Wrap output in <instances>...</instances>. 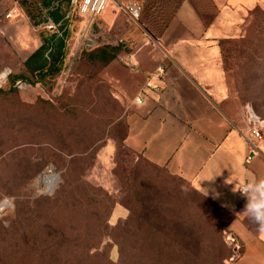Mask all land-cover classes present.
<instances>
[{"label": "rangeland", "instance_id": "374dc122", "mask_svg": "<svg viewBox=\"0 0 264 264\" xmlns=\"http://www.w3.org/2000/svg\"><path fill=\"white\" fill-rule=\"evenodd\" d=\"M248 26L244 48L233 57L232 76L242 103L264 120V9L254 12ZM79 31L63 33L68 55L61 74L39 83L28 75L31 83L21 82L23 89H11L9 77L25 72L38 34L0 32V264H33L35 253L47 252L41 243L59 246L62 256H72L76 252L72 246L83 236L86 224L95 228H89V237L100 234L102 248L109 247L110 260L117 262L119 248L108 234L102 235L92 210L84 215L79 208L89 209L88 200H95L102 190L116 202L109 212V226L126 220L129 211L120 203L121 178L127 172L128 180L131 170L137 175L135 182L127 181L133 188L130 196L141 190L142 198L168 224L191 205L192 220L204 232L209 252L211 240L223 241L227 264L234 256L226 239L229 217L127 149V97L115 95L116 77L125 73L127 49L119 50L123 60L117 69L89 59L83 52L95 50L90 48L79 51L71 64ZM6 73V79L1 78ZM75 159L72 186L55 201L67 166ZM175 187L181 197L170 194Z\"/></svg>", "mask_w": 264, "mask_h": 264}, {"label": "crops", "instance_id": "0c3cea01", "mask_svg": "<svg viewBox=\"0 0 264 264\" xmlns=\"http://www.w3.org/2000/svg\"><path fill=\"white\" fill-rule=\"evenodd\" d=\"M72 1L0 0V32L38 34L31 57L47 25L83 28L67 20ZM121 1L142 5L140 21L112 1L92 30L97 49H127L115 92L127 97V149L229 217L226 239L234 256L227 264H264V233L236 215L247 199L233 191L264 177V140L252 154L244 138L248 107L232 76L233 57L264 0ZM12 10L17 14L4 19ZM121 56L109 67L119 68Z\"/></svg>", "mask_w": 264, "mask_h": 264}, {"label": "trees", "instance_id": "16d2710c", "mask_svg": "<svg viewBox=\"0 0 264 264\" xmlns=\"http://www.w3.org/2000/svg\"><path fill=\"white\" fill-rule=\"evenodd\" d=\"M66 36L67 34L59 36L56 33L47 31L41 32L40 38L42 46L25 62V72L23 74L18 76L10 75L11 77H9V80L11 89H13V87L16 88L18 82H24L29 85L31 81L27 78L28 75L34 79L33 83L42 82L48 76H59L66 65L68 55ZM83 53L87 54L88 58L91 60L97 59L105 65H108L117 58L119 50L99 48L95 49L90 54L87 52ZM75 161L76 159L69 162L67 172L63 175V184L56 194L55 201H58L72 186L70 175L72 172V165ZM136 175L137 171L131 170L128 180L127 172L121 178L123 182V199L120 203L129 211V215L126 220L120 221L116 226L110 227L108 224L109 212L116 202L115 200L113 201L112 196L107 192L98 190V195L95 200H88L91 205L89 209H83V207L79 208V211L84 215H87L86 212L92 210V214L95 218L94 221L99 227H102V235L108 234L106 236L113 240L114 245L119 248V259L117 262L110 260L109 247L102 248L103 237H101L100 234L97 235L96 232L94 236L89 237L92 234L89 230L95 228L86 224L83 236L80 235V239L72 246L76 249V252L73 253L72 256V253H69L66 257L62 256L59 246L47 245L44 247L46 244L41 243L40 246L45 248L47 252L42 255L35 253L32 257V263L225 264L227 257L224 253L225 245L223 241L217 242L211 240L210 248H212V252H209L207 246L208 242L204 237V232L200 227L196 228V222L194 223L192 220L191 205H186L181 210L176 221L168 224L163 222V214L145 201V198H142L141 190L133 192V196H130L133 188H129L128 182H133L131 179H134L135 182ZM175 179L181 184L186 185L189 193L192 192L184 181L179 178ZM170 194L176 195L177 197L182 196L177 187H175L173 191H170ZM78 196L79 195L76 196L77 199H79ZM51 230L53 231V229ZM36 242L37 241H35V245ZM191 246L193 250L190 249ZM61 248L65 249L66 247L61 246Z\"/></svg>", "mask_w": 264, "mask_h": 264}, {"label": "built area", "instance_id": "2783aa9c", "mask_svg": "<svg viewBox=\"0 0 264 264\" xmlns=\"http://www.w3.org/2000/svg\"><path fill=\"white\" fill-rule=\"evenodd\" d=\"M112 1H115L120 9L126 11L136 23L140 21L141 13H142V5L138 2H131L128 4L127 3L124 4L121 0H73L72 1L73 10L68 14L67 20H69V22H71V24L73 25L76 23H81L76 20L80 18L83 22V28L81 29V31H79L81 36L76 43L75 48L77 49V52L74 56H71L69 58V61L71 60V64L73 63L79 51L83 49L87 50V48L88 49L90 48L91 50L97 48L98 46L97 39L95 34L93 33L92 25L97 18H99L101 15L104 14L108 5ZM16 12L17 11L14 10L13 12L6 15L5 18L12 19L14 15L17 14ZM45 29L49 32L56 33L59 36H62V34L66 32V29L60 31L59 28L52 25H47ZM125 65L127 66V60L125 62ZM7 74L8 73H6L1 78L6 79ZM148 86L152 87L151 84H149ZM16 88L23 89L24 85L21 82H18L16 84ZM137 103L140 104L141 100L138 99ZM245 120L248 125L247 130L244 133L245 141L247 142L251 153L257 154L259 151V144L264 139L263 138L264 120L259 118V116L249 107L246 112ZM248 160L250 161L251 159L249 158Z\"/></svg>", "mask_w": 264, "mask_h": 264}, {"label": "clouds", "instance_id": "9594fccd", "mask_svg": "<svg viewBox=\"0 0 264 264\" xmlns=\"http://www.w3.org/2000/svg\"><path fill=\"white\" fill-rule=\"evenodd\" d=\"M233 191L242 192L247 199L244 210L236 215L247 217L256 225L258 232L264 233V177L252 180L242 190Z\"/></svg>", "mask_w": 264, "mask_h": 264}, {"label": "water", "instance_id": "95a60500", "mask_svg": "<svg viewBox=\"0 0 264 264\" xmlns=\"http://www.w3.org/2000/svg\"><path fill=\"white\" fill-rule=\"evenodd\" d=\"M57 178H58V176H57Z\"/></svg>", "mask_w": 264, "mask_h": 264}]
</instances>
